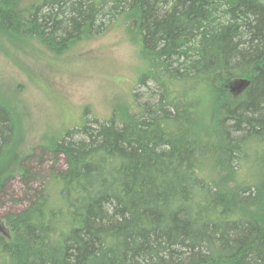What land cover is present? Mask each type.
<instances>
[{"label":"trees","instance_id":"trees-1","mask_svg":"<svg viewBox=\"0 0 264 264\" xmlns=\"http://www.w3.org/2000/svg\"><path fill=\"white\" fill-rule=\"evenodd\" d=\"M19 2L0 0L2 35L61 54L122 16L146 70L137 109L40 146L65 164L43 189L17 167L0 264H264V0ZM14 136L0 105V160Z\"/></svg>","mask_w":264,"mask_h":264},{"label":"rangeland","instance_id":"rangeland-1","mask_svg":"<svg viewBox=\"0 0 264 264\" xmlns=\"http://www.w3.org/2000/svg\"><path fill=\"white\" fill-rule=\"evenodd\" d=\"M33 2L20 0L18 8L23 12ZM121 17L92 37L73 42L61 54L35 38L0 33V105L10 109L15 130L0 160V177L7 173L0 189V217L26 204L17 167H34L37 175L31 183L40 189L52 170L64 169L62 158L39 164L40 146L84 119L105 120L117 108L137 109L133 91L146 62ZM139 90L138 103L147 97H142L143 88ZM31 153L34 157L26 161ZM16 198L21 200L15 202Z\"/></svg>","mask_w":264,"mask_h":264}]
</instances>
